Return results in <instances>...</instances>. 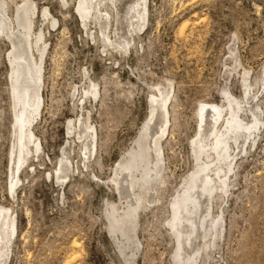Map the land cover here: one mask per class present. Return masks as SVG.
<instances>
[{
	"label": "rangeland",
	"instance_id": "obj_1",
	"mask_svg": "<svg viewBox=\"0 0 264 264\" xmlns=\"http://www.w3.org/2000/svg\"><path fill=\"white\" fill-rule=\"evenodd\" d=\"M5 1L13 14L26 0ZM30 1L39 11L48 8L57 22L35 21L34 33L45 36L40 114L31 126L39 150L28 145L13 194L12 49L0 37V207L9 209L16 228L10 247L0 244V264H185L174 259L170 221L174 200L196 171L200 107L226 106L224 93L240 98L244 77L252 85L262 77L264 0H147L145 25L127 47L129 33L124 28L115 35V22L105 30L108 43L100 32L104 22L83 27L73 4ZM130 2L122 0L119 10L127 11ZM153 106L159 115L150 122ZM147 124L150 137L143 136ZM161 126L166 132L157 166V154L148 150L144 208L120 231L109 229L110 206L134 203L111 179L140 144L149 149ZM90 133L91 152L85 147ZM250 146L246 141L248 152L236 159L228 194L218 190L200 209L206 229H198L183 252L193 257L200 247L195 264H264L263 128ZM182 230L185 237L190 228Z\"/></svg>",
	"mask_w": 264,
	"mask_h": 264
},
{
	"label": "bare ground",
	"instance_id": "obj_2",
	"mask_svg": "<svg viewBox=\"0 0 264 264\" xmlns=\"http://www.w3.org/2000/svg\"><path fill=\"white\" fill-rule=\"evenodd\" d=\"M121 1L60 0L64 8L72 4L74 5L76 13L85 28L88 27L87 25L90 21L98 23L102 20L105 27H103V31L99 30L103 39L108 43L111 42V38L107 34L108 32L105 33V30L110 24L116 23L115 35L117 36L119 35V31H123L124 28L125 30L127 29L126 32L130 36L128 37L129 40L123 37L125 39V47H127L130 46L131 41H134L133 36L138 32L140 33L142 26L145 25L147 0H131L130 5L125 8L127 11L119 10L118 6ZM7 4L5 0H0V37L7 40L9 47L12 49L7 59L11 67V96L14 113L12 127L13 144L11 149L14 163L12 167L14 166V169L12 177L10 175V191L13 194L20 182L16 179V176L20 168L26 163L25 155L29 152L28 145H34L35 152L39 150V146L34 142L31 126L40 114L41 63L45 51L43 40L45 36L43 30H38L36 34L34 33L35 21L40 16L43 21L50 22L54 27L57 21L53 18L48 8L44 7L39 11L40 9H38L37 4L30 0H26L20 6H17L13 14H10ZM130 12L134 13L130 14ZM138 18H140V21L142 20L141 23L138 22ZM29 56L33 60L34 67L30 63ZM37 56H39L38 59ZM20 60L22 63L19 62ZM249 81L247 77L243 78L242 97L236 98L230 93L223 94L227 107L225 105L220 106L207 103L202 104L200 107L198 138L193 142L195 144L193 146V154L196 161V171L193 173L194 175L192 174L193 177L190 178L192 180L187 184L185 192L178 199L174 200L173 205L175 206L173 207L172 220L170 221V227L177 244L174 259L178 263L183 261L185 264L196 263L200 247L196 250L193 257L191 254L190 256H184L183 252L185 244L190 245L192 235L198 229H206L205 219L202 218L200 209L204 204L206 205L207 201L210 202V200L216 199L218 190H221L220 192H223L225 195L228 194L229 182L231 180L230 175L233 176L235 165L238 162H236V159L239 157V154L248 152L244 148V144H246V141H250V148L255 146L260 137L261 129H264V107L261 108L260 104L262 98H264V73L253 85ZM37 84L38 87H36ZM167 100L168 97L166 96L161 102V110L164 114H166ZM157 115H159L158 110L154 106L151 107L150 122L157 118ZM73 127L70 124L71 130ZM87 129L91 131L89 126ZM150 129V125L147 124L144 137H150ZM165 132L166 126H161L159 134L156 133L152 137L149 149H145L143 144H140L138 150L131 153V159L126 164L121 165L119 172H116V176L111 179V183L117 187V190L121 193L125 190V193L128 195L127 197L133 198L134 203L124 202L120 206V209L115 208L113 205L110 206V216L113 222L110 224L109 229H117V231L119 229L120 231V229L124 228L125 223L132 221L136 217L139 209L144 208L146 191L149 189V187L145 188L144 185L148 183L147 176L150 175L147 165L151 164L148 150L151 148V150L153 149L152 152L157 154L158 159L155 161L157 166L161 161L159 160L161 153L159 145ZM89 135L90 141H88L85 147L86 151L91 152L88 148L89 146H93L92 140L94 135L92 133ZM241 143L243 145L240 147ZM88 154L90 157L91 154ZM124 171L125 173L127 172L126 175L123 173ZM138 172L141 173L140 178H137L135 175ZM218 182L221 186L217 185ZM124 183H126L125 187ZM137 190H140L141 194ZM203 197H205L206 201L202 200ZM119 210H121V214H118ZM193 215H195V218ZM0 219H3V223L0 225V244L5 240L4 242L10 247L11 240L16 233L15 219L10 215L9 209L6 210L2 207H0ZM114 223L115 225H113ZM189 228L190 230L186 232L187 234L184 237L182 229ZM4 234L5 236L9 235L8 239L6 237L3 239ZM207 245L208 243L204 242L203 248L206 249ZM4 256V254L1 255V257Z\"/></svg>",
	"mask_w": 264,
	"mask_h": 264
}]
</instances>
